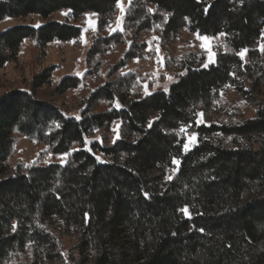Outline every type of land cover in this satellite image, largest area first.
I'll return each instance as SVG.
<instances>
[{"label": "trees", "instance_id": "16d2710c", "mask_svg": "<svg viewBox=\"0 0 264 264\" xmlns=\"http://www.w3.org/2000/svg\"><path fill=\"white\" fill-rule=\"evenodd\" d=\"M117 2L0 0V22L70 10L76 18L97 14L104 31ZM155 27L163 39L185 29L220 36L227 50L215 65L186 68L168 93L135 97L134 78L107 81L90 95L80 121L37 98L52 68L35 75L29 92L0 96V264L26 248L60 264H264V0H133L125 33L101 37L89 50L86 76L98 75L100 62L92 66L93 59L124 47L130 32L131 47L110 69L114 77L145 47L140 35ZM81 34L80 27L57 22L11 28L0 33V69L25 41L44 49ZM242 50L249 51L247 64ZM80 84L69 77L55 91ZM229 86L243 95L257 91L250 99L255 117L197 125L198 112L210 110ZM98 102L111 109L97 112ZM115 121L122 122L120 140L87 150V138ZM183 128L197 135L189 152ZM17 135L70 159L65 166L14 171L9 159ZM175 162L179 170L169 180Z\"/></svg>", "mask_w": 264, "mask_h": 264}, {"label": "rangeland", "instance_id": "374dc122", "mask_svg": "<svg viewBox=\"0 0 264 264\" xmlns=\"http://www.w3.org/2000/svg\"><path fill=\"white\" fill-rule=\"evenodd\" d=\"M132 3L133 0H119L113 19L104 31L99 30L97 14L87 13L76 18L70 10L57 12L47 19L32 15L24 19L8 18L1 21L0 33L17 26L38 28L49 22H57L80 27L82 34L76 40L53 41L44 49L38 47L34 41H25L20 47L16 59L0 69V96L16 90L29 92L33 87L35 75L52 68L50 83L36 90L37 98L57 106L66 118L80 121L90 95L107 81H113L121 76L134 78L131 95L135 97L149 96L156 92L168 93L177 79L186 72V68L204 69L215 65L219 53L227 50L224 39L220 36L210 37L212 39L203 41L197 38V34L201 37H205V35L185 29L174 37L163 39L158 27H155L152 31L140 35L138 44L145 45V47L137 58L129 61L114 77L109 76L110 69L131 47L132 34L130 32L125 34L129 39L124 47L111 48L105 54L93 59L92 66L100 62L98 75L86 76L87 71L91 68L87 62L89 50L101 37L125 33L126 19ZM258 49L261 51V46ZM240 53L239 57L243 63L247 64L249 51H244L243 57ZM69 77L79 78L81 84L64 94H57L55 87ZM236 83L239 87V80ZM261 91L264 96V87ZM255 95H257L255 90L248 95H243L236 87H226L210 110L198 112L196 123L199 126L212 123H239L253 118L257 113V108L251 104L250 99ZM94 106L97 112L111 109L110 103L106 102H98ZM117 106L118 104H114V107ZM121 126V121H115L108 130H96L86 140L87 150L93 143L113 146L121 138ZM182 132L185 145H187L186 148L184 146V151L189 152L198 143L197 135L189 133L186 128H183ZM97 158L102 161L105 156L98 153ZM69 159L70 154L55 156L47 146L41 145L31 138L17 135L9 165L14 171L25 172L33 166L54 163L65 166ZM178 170L179 162H175V169L168 175V179L173 180ZM184 209H187V212L183 211L185 217L191 218L190 209ZM40 257L33 250L26 248L15 253V256L9 257L11 259L8 264H60L55 261L48 262ZM65 257L68 262L72 257L67 249Z\"/></svg>", "mask_w": 264, "mask_h": 264}, {"label": "snow or ice", "instance_id": "6c2138e0", "mask_svg": "<svg viewBox=\"0 0 264 264\" xmlns=\"http://www.w3.org/2000/svg\"><path fill=\"white\" fill-rule=\"evenodd\" d=\"M118 2H119V0H118ZM149 11H152V9H149ZM197 38L198 39H201V40H203V41H208V40H210V39H212V38H210V37H207V36H205V37H201L199 34H197ZM244 51H246V50H242L241 51V56L243 57V52ZM202 115V114H201ZM193 139H194V137H193ZM187 147V145H185V148ZM182 211H185V212H187V209H182Z\"/></svg>", "mask_w": 264, "mask_h": 264}]
</instances>
